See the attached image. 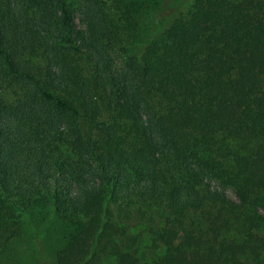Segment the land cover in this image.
I'll return each mask as SVG.
<instances>
[{"label": "trees", "instance_id": "obj_1", "mask_svg": "<svg viewBox=\"0 0 264 264\" xmlns=\"http://www.w3.org/2000/svg\"><path fill=\"white\" fill-rule=\"evenodd\" d=\"M259 207L264 0H0L7 264H264Z\"/></svg>", "mask_w": 264, "mask_h": 264}, {"label": "rangeland", "instance_id": "obj_2", "mask_svg": "<svg viewBox=\"0 0 264 264\" xmlns=\"http://www.w3.org/2000/svg\"><path fill=\"white\" fill-rule=\"evenodd\" d=\"M226 192L228 193V195L231 198L236 199V195L234 194V192L232 190L227 189ZM258 212L261 213L264 216V207H259L258 208ZM55 227L57 228V231L59 232L60 231V228L57 227V225H55ZM49 229H51V230L53 229V225L51 223H50ZM61 236H62V234H60V232H59V240L56 239L57 242L51 241V244H50L49 249H51L54 245L57 248V247H59L62 244V240H60V237ZM146 243H148V238H145L144 239L142 245H146ZM20 249H21V251H22V253L24 255V258H23V260H22V262L20 264H39L36 260L35 261L33 260L32 255H31V248L28 246V244L25 243V241L20 246ZM13 250H15V249H13ZM13 250H12L11 253L10 252H6V254L0 255V264H7L8 261L11 262V260L13 259L11 257L14 254V251ZM52 250H53V248L51 249V252H52ZM51 252H50V254H51ZM14 260L17 261L18 259H15L14 258ZM49 264H55L53 258H52V261L49 260Z\"/></svg>", "mask_w": 264, "mask_h": 264}]
</instances>
